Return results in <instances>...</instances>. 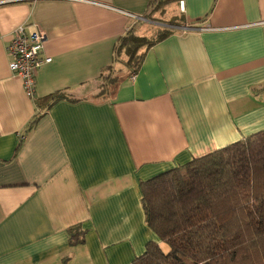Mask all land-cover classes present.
<instances>
[{"label":"crops","instance_id":"1","mask_svg":"<svg viewBox=\"0 0 264 264\" xmlns=\"http://www.w3.org/2000/svg\"><path fill=\"white\" fill-rule=\"evenodd\" d=\"M150 3L0 0V264H132L156 240L140 183L264 128V0L167 1L154 18L173 31L94 96L119 37L148 36ZM20 24L51 58L34 96L8 67ZM60 90L78 99L41 112Z\"/></svg>","mask_w":264,"mask_h":264},{"label":"trees","instance_id":"2","mask_svg":"<svg viewBox=\"0 0 264 264\" xmlns=\"http://www.w3.org/2000/svg\"><path fill=\"white\" fill-rule=\"evenodd\" d=\"M167 1L151 0L143 17L153 20ZM172 31L164 27L150 37L129 27L113 50L122 68L101 71L94 96L109 97L123 76L139 70L147 50ZM67 93H50L37 106L43 112L58 99H78ZM140 190L145 222L156 240H148L132 264H264V128L142 181ZM69 233V243L76 244L85 230L77 225Z\"/></svg>","mask_w":264,"mask_h":264},{"label":"built area","instance_id":"3","mask_svg":"<svg viewBox=\"0 0 264 264\" xmlns=\"http://www.w3.org/2000/svg\"><path fill=\"white\" fill-rule=\"evenodd\" d=\"M133 17L137 20L143 19L142 16ZM45 38L42 30L28 32L20 24L11 31V39L6 46L8 67L21 78L23 89L29 96H34L35 93L36 71L42 64L51 61L50 57H43L41 53Z\"/></svg>","mask_w":264,"mask_h":264},{"label":"rangeland","instance_id":"4","mask_svg":"<svg viewBox=\"0 0 264 264\" xmlns=\"http://www.w3.org/2000/svg\"><path fill=\"white\" fill-rule=\"evenodd\" d=\"M165 19L164 16H157V19L154 18L153 21H151L149 24V29L147 30V35L150 36V37H153L154 34L157 33V31H159L160 29H162L161 27H164L165 23L161 22V20ZM124 61V60H122ZM112 68L114 70V72L117 70V68H122V65L115 62L113 65H112Z\"/></svg>","mask_w":264,"mask_h":264}]
</instances>
